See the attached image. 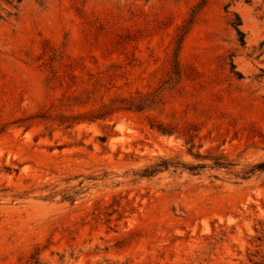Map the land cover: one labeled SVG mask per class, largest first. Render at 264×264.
Wrapping results in <instances>:
<instances>
[{"label": "rangeland", "instance_id": "obj_1", "mask_svg": "<svg viewBox=\"0 0 264 264\" xmlns=\"http://www.w3.org/2000/svg\"><path fill=\"white\" fill-rule=\"evenodd\" d=\"M263 163L264 0H0V264H264Z\"/></svg>", "mask_w": 264, "mask_h": 264}, {"label": "trees", "instance_id": "obj_2", "mask_svg": "<svg viewBox=\"0 0 264 264\" xmlns=\"http://www.w3.org/2000/svg\"><path fill=\"white\" fill-rule=\"evenodd\" d=\"M239 34H241V33H239ZM175 75H178V72H176ZM145 101L146 100H142V101H140L138 103H134L133 101H130V102L124 101L123 102L124 107H120L119 109L140 111V110H142L145 107ZM104 108H106V107H104ZM107 111L108 110H106V112H103L102 114L101 113L95 114L94 116H91L90 118L91 119L103 118L104 115L108 114ZM158 130L163 135H172L173 134L172 131L167 130L165 127H162V126L159 127ZM192 148H193V146L188 150L189 154H192L191 153V149ZM195 157L196 158H202V157H200V155H195ZM213 160H214V165L216 167H225V166H227V164L225 163L224 159H222V157H217V158H215ZM178 166L185 167L184 165H180L179 163H172V162H169V161L162 160L159 164H156L148 174L149 175L150 174H154V173H156V172H158L160 170H166L169 167L176 168ZM196 167H198V166H196ZM196 167H190L191 168L190 170H194V169H196ZM253 169L264 170V163L255 166Z\"/></svg>", "mask_w": 264, "mask_h": 264}]
</instances>
